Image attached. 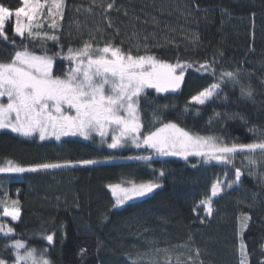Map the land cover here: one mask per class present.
I'll return each mask as SVG.
<instances>
[{"label": "trees", "instance_id": "obj_1", "mask_svg": "<svg viewBox=\"0 0 264 264\" xmlns=\"http://www.w3.org/2000/svg\"><path fill=\"white\" fill-rule=\"evenodd\" d=\"M108 3L114 7L105 11ZM65 4L56 33L65 51L84 41L101 46L111 41L124 51L140 55L147 51L168 63L215 60L217 71L237 72L240 85L224 88L227 99L202 106L199 114L185 112V105L212 83L211 76L189 69L176 93L157 94L147 89L140 98L144 132L153 129V113L158 112L164 122L227 143L264 139V0H65ZM0 5L16 10L22 3L0 0ZM6 31L14 37L11 21ZM14 38L15 46L0 40V61H7L13 48L20 45L21 38ZM40 42H32L37 54L42 51ZM46 43L49 54L58 50L55 42ZM67 65L57 59L56 74L67 71ZM241 85L252 89L251 99L241 98ZM214 111L227 116L209 123ZM146 155L149 152L145 150L107 149L96 140L65 137L41 141L37 136L25 138L2 130L0 166L8 161L24 167L83 160L101 163H77L74 168L36 173H1L0 223L13 225L16 237L38 251L47 247L50 264H190L189 257L194 264H239L237 229L243 212L251 217L244 233L250 264L264 260V180L260 175L264 160L257 157L256 176H243L239 187L214 198L213 214L205 217L202 209L194 212L193 208L210 194L211 183L223 178V166L192 167L196 157L187 162L178 157L129 159ZM242 160L238 156L236 165ZM161 168L166 172L161 188L145 199L114 209L108 185L147 182L158 175L153 169ZM13 200L19 201L18 221L3 216L4 205L11 208ZM53 233L54 243L47 245L43 236ZM5 242L0 236V256L10 259L11 254L3 248Z\"/></svg>", "mask_w": 264, "mask_h": 264}, {"label": "snow or ice", "instance_id": "obj_2", "mask_svg": "<svg viewBox=\"0 0 264 264\" xmlns=\"http://www.w3.org/2000/svg\"><path fill=\"white\" fill-rule=\"evenodd\" d=\"M21 3L22 6L16 10L0 5V40L15 46L14 37L21 38L20 45L13 48L10 58L0 61V130H8L25 138L38 134L41 141L50 137L59 141L62 136L77 135L88 140L95 133L110 149L143 147L159 157H179L186 162L189 157L198 158L192 167L198 164L222 165L223 178L217 177L211 183L210 194H206L193 208L194 212L202 209L205 217L213 214L214 198L239 187L243 176L257 175V157L264 160V139L250 143H227L220 137L201 136L175 122H164L158 112L153 113V129L143 131L140 98L147 89H153L157 94L176 93L181 89L189 69L211 76L212 83L191 97L185 105V112L194 110L199 114L202 106L222 97L227 99L224 88L240 85L237 72L217 71L215 60L203 63L177 60L176 63H168L147 51L143 55L124 51L111 41L104 42L102 46L84 41L80 47H68L65 51L59 43L60 36L56 34L59 29L58 19L64 17L65 0H21ZM113 7L114 3H108L105 11ZM10 21L14 33L12 38L6 31ZM111 26L109 22L108 27ZM25 39L28 43L24 42ZM33 41H41L38 47L42 51L39 54L34 50L37 45ZM47 41L55 42L58 50L49 54ZM57 59L68 62L67 71H62L60 75L55 72ZM240 95L241 98L251 99L252 89L241 85ZM224 116L227 114L214 111L209 123L216 117ZM250 131L255 132V129ZM110 133L111 142L108 143ZM238 156L243 157L240 166L236 165ZM129 159L151 161L153 156ZM77 163L87 166L101 162L83 160L24 167L8 161L0 166V173H36L74 168ZM157 171L158 175L147 182L108 185L115 198L114 209L145 199L161 188L166 172L163 168L153 169L154 173ZM260 175L264 180V173ZM11 205V208L4 205L3 216L18 221L19 201L13 200ZM250 220V215L243 212L238 217L239 264H250L249 251L244 241ZM54 235L43 236L47 245L54 243ZM0 236L6 241L4 250L11 254L10 259L0 256V264H50L46 256L47 247L38 251L29 246L26 241L16 237L13 225L0 223ZM261 250L264 252V245ZM84 252L82 249L81 255ZM199 255V249H196V259ZM189 261L194 264L192 257H189ZM260 264H264V260Z\"/></svg>", "mask_w": 264, "mask_h": 264}, {"label": "rangeland", "instance_id": "obj_3", "mask_svg": "<svg viewBox=\"0 0 264 264\" xmlns=\"http://www.w3.org/2000/svg\"><path fill=\"white\" fill-rule=\"evenodd\" d=\"M22 20H23V18H22ZM0 131H2V130H0ZM6 131H8V130H6ZM14 134H16V133H14ZM17 135H18V134H17ZM34 136H37L38 139H39L38 134H36V135H34ZM65 137H75V138H79V139H81V140H83V141H94V140H96V141L99 142L100 144H103V146H104L105 148L110 149V148L107 147V143H102V142H101V137H100L99 135H96L95 133H93L92 136H91V138L88 139V140H85L83 137H81V136H79V135H77V136H62L61 138H65ZM48 139H55V138H54V137H50V138H48ZM107 142H108V143L111 142V133H110L109 136L107 137ZM121 148H123V149H126V148H127V149H131V150H134V151L145 150V151L149 152V155H152L153 158H167V157H159V156H155V155L152 153V151H151L150 149H145V148H143V147H141V148H135V147H131V146H126V147H121ZM117 149H118V148H117ZM111 150H112V149H111ZM146 156H148V155H146ZM178 158H179V157H178ZM0 174H1V173H0ZM114 200H115V198H114Z\"/></svg>", "mask_w": 264, "mask_h": 264}]
</instances>
